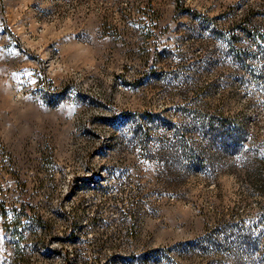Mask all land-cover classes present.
Wrapping results in <instances>:
<instances>
[{"label":"rangeland","instance_id":"rangeland-1","mask_svg":"<svg viewBox=\"0 0 264 264\" xmlns=\"http://www.w3.org/2000/svg\"><path fill=\"white\" fill-rule=\"evenodd\" d=\"M202 104L240 154L170 185L163 123L201 143ZM236 260L264 264V0H0V264Z\"/></svg>","mask_w":264,"mask_h":264},{"label":"trees","instance_id":"trees-1","mask_svg":"<svg viewBox=\"0 0 264 264\" xmlns=\"http://www.w3.org/2000/svg\"><path fill=\"white\" fill-rule=\"evenodd\" d=\"M205 104L199 106V111L194 112L192 119L187 129L193 128L201 135L202 142L195 141L186 142L184 138L177 137L180 134L181 126L175 123L164 122L165 128L169 129L174 137L162 144L159 156L160 163L163 164V176L167 183L174 185L178 184L177 180L182 179L185 173L196 166H203L208 163L210 166H216L224 161H229L240 153L237 151L239 144L237 142V133L234 128L227 127V124L220 120L215 113L207 111ZM143 128L137 127L134 124L129 125L127 130L133 135L140 146L145 147L148 134L142 131ZM177 134V135H176ZM190 143V146H188ZM219 228L222 231H229L230 224L226 220H221ZM197 242L196 244L200 243ZM228 242V243H227ZM213 252H230L232 244L228 238L223 241L212 240L206 242ZM189 246L192 247L191 244ZM188 246V247H189ZM208 249L207 251H209ZM240 251V249H239ZM233 252V251H232ZM152 255H160L159 251ZM233 264H239V261H234Z\"/></svg>","mask_w":264,"mask_h":264}]
</instances>
